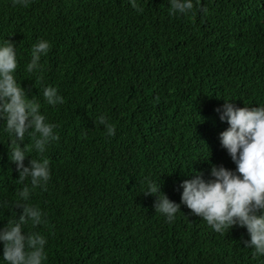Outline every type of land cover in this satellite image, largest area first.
<instances>
[{"label":"trees","instance_id":"obj_1","mask_svg":"<svg viewBox=\"0 0 264 264\" xmlns=\"http://www.w3.org/2000/svg\"><path fill=\"white\" fill-rule=\"evenodd\" d=\"M193 2L171 14L169 0H0V42L17 47V81L58 125L43 154L47 190L24 201L46 214V224L24 226L47 237L45 264H264L245 246V227L218 233L185 205L170 223L143 192L149 177L180 203L194 170L208 178L212 165L235 169L216 109L264 104V0ZM40 39L52 46L29 72ZM49 85L64 103L47 104ZM5 127L0 118V230L19 219V193L31 184L18 180ZM20 144L26 165L40 158L35 137ZM3 251L0 241L7 264Z\"/></svg>","mask_w":264,"mask_h":264},{"label":"clouds","instance_id":"obj_2","mask_svg":"<svg viewBox=\"0 0 264 264\" xmlns=\"http://www.w3.org/2000/svg\"><path fill=\"white\" fill-rule=\"evenodd\" d=\"M171 14H187L194 9L193 0H169ZM29 0H13V4L27 6ZM133 6L136 7L135 0ZM206 12L207 9H204ZM47 39H40L32 45L31 60L27 65L29 72L42 69L41 58L51 49ZM17 47L5 39L0 42V118H6L5 131L14 134L10 145V160L16 164L19 181L25 184L19 195L22 207L19 219L9 222L0 230V241L4 243L3 261L7 264H45L47 260V237L38 231H24V226L46 224V214L37 206L25 203L33 188L47 190L51 179L50 160L43 154L46 146L59 137L54 129L57 124L49 122L41 112V104L28 99L25 89L17 81ZM43 79L42 75L38 77ZM43 95L47 104L56 106L64 103V97L57 87L47 86ZM221 121L229 127L220 133V142L230 154L236 168L224 165L211 166L210 175L205 178L202 172L189 175L182 181L180 203L170 200L161 192L160 183L145 178V195H154V208L163 214L168 222H174L181 205L191 210L193 215L202 217L216 232L223 233L233 226L245 227L250 239L244 241L246 247L255 255H264V104L259 107H239L230 100L216 109ZM109 136L115 135V125L104 114L99 117ZM35 137V149L40 158H32L26 165L29 146L21 147L25 134ZM14 145V146H13Z\"/></svg>","mask_w":264,"mask_h":264}]
</instances>
